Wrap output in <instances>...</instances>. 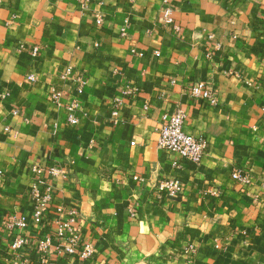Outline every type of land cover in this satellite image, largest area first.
I'll use <instances>...</instances> for the list:
<instances>
[{"label":"crops","instance_id":"crops-1","mask_svg":"<svg viewBox=\"0 0 264 264\" xmlns=\"http://www.w3.org/2000/svg\"><path fill=\"white\" fill-rule=\"evenodd\" d=\"M199 84L216 105L191 96ZM175 110L206 141L199 165L157 147ZM35 166L59 170L45 175L53 200L37 224ZM167 179L174 197L158 189ZM262 185L264 0H0V264L18 234L38 264L60 208L77 212L93 255L50 252L52 264H264ZM10 216L26 229L6 228Z\"/></svg>","mask_w":264,"mask_h":264},{"label":"built area","instance_id":"built-area-1","mask_svg":"<svg viewBox=\"0 0 264 264\" xmlns=\"http://www.w3.org/2000/svg\"><path fill=\"white\" fill-rule=\"evenodd\" d=\"M163 22L167 25H171L173 30H177L173 25L171 11L169 9H165L163 12ZM124 34L125 28L122 29V35ZM37 54L38 49L34 48L32 50V55L36 56ZM69 73L70 70H67L66 75ZM29 79L34 80L32 77H29ZM75 81V92L80 93L84 88V81L81 77H77ZM190 94L193 98L206 100L212 105L217 104L216 97L211 90L206 89L204 84L193 87ZM50 98L53 102L57 103L59 94L52 90ZM120 106L121 103L118 100L113 104L111 116L114 124L119 122L118 112ZM75 107V103L67 107L68 122L71 124L76 123V118L72 114ZM183 124L184 114L180 110H175L171 114L164 116V122L159 126L157 131V147L164 152L178 156L182 161L189 162L193 165H199L205 154L206 141L201 137H193L186 134L183 131ZM58 173L59 170L54 167L44 168L42 166H35L32 168L30 197L34 202L32 221L35 224L41 222L48 210V206L53 200V187L49 183V178H46L45 175L54 178ZM232 179L238 182L243 188L251 187L254 184L251 176L242 170L234 171L232 173ZM261 188L264 189V185H262ZM158 189L168 196L174 197L180 192L181 186L176 179H167L159 182ZM57 212L59 217L53 222L51 235L36 242L35 250L39 256L38 264H52L48 258L50 252L61 253L69 257H79L83 261L90 259L93 255V247L90 243L81 241L78 235L76 227L78 222L77 212L74 209L68 210L64 208L58 209ZM26 227L27 224L24 218L10 216L6 221V228L12 231H22L26 229ZM24 244L25 240L23 236L19 234L16 235L10 246L12 255L8 264H29V261L21 255Z\"/></svg>","mask_w":264,"mask_h":264}]
</instances>
